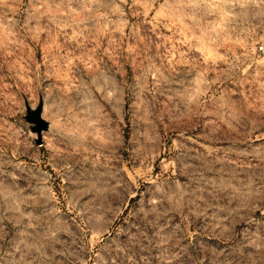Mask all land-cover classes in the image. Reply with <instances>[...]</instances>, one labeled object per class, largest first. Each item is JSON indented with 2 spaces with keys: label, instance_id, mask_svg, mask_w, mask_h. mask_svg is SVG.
Returning a JSON list of instances; mask_svg holds the SVG:
<instances>
[{
  "label": "rangeland",
  "instance_id": "1",
  "mask_svg": "<svg viewBox=\"0 0 264 264\" xmlns=\"http://www.w3.org/2000/svg\"><path fill=\"white\" fill-rule=\"evenodd\" d=\"M0 264H264V0H0Z\"/></svg>",
  "mask_w": 264,
  "mask_h": 264
}]
</instances>
